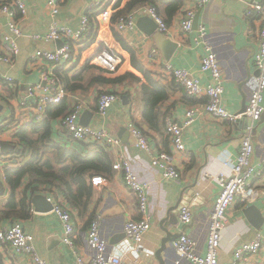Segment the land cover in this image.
<instances>
[{
  "label": "crops",
  "instance_id": "obj_1",
  "mask_svg": "<svg viewBox=\"0 0 264 264\" xmlns=\"http://www.w3.org/2000/svg\"><path fill=\"white\" fill-rule=\"evenodd\" d=\"M2 1L4 0H0V4ZM22 1L26 7V14L18 15V19L16 17L17 27L21 31V36L16 40L19 53L11 65L0 63V183L5 188L4 193H0V233L12 223L18 222L25 233L33 236L36 253L47 264H76L74 251L85 261L93 256L85 240L92 220L98 221L100 237L107 244L106 253L112 254L121 248L122 241L125 240L123 232L125 223L141 219L134 195L124 186L122 174L113 170L110 175L104 174L103 178L106 182L104 186L93 187L90 184L92 196L84 213H77L69 207L62 196L54 194L56 201L71 211L76 231L74 249L62 243V226L51 209L44 207L40 212L34 211L32 206L34 196L30 200L32 210L27 218L18 216L19 208L9 210L7 204L10 188L6 186L5 170L17 168L24 163L17 162L11 154L14 149L13 144L16 142L14 135L18 125L26 124L33 115L34 104L27 96L28 89L41 83L42 72H49L58 78L63 87L70 89L64 100L69 110L76 102L81 101L85 106L84 111L93 113L90 127L107 130L120 139V146L110 150L112 162L126 150L132 158L135 173L148 185L150 230L145 234L138 249H142L149 258L154 255L166 236L159 226L161 220H169L168 211L178 204L184 190L194 186L191 190V203L187 205L192 210V222L183 225L179 221V213H175L172 215L174 224L167 221L166 231L188 236L196 243V253L204 256L208 235L207 215L219 192L215 178L230 174V165L237 155L240 139L244 134H249V131L255 150L251 165L260 171L264 159V114L255 122L247 119L246 129L243 128L245 126L243 123L219 121L209 116H202L191 126L184 128L185 153L175 156L174 162L180 173L179 182L162 179L160 173L147 168L150 161L149 154L135 148L126 126L131 122L140 128L153 152L171 153L173 149L163 124L167 120L180 124L185 110L192 104L187 102L184 92L173 83L166 66L185 70L191 77L198 79L200 84L209 85L212 81L209 74L200 71L206 46L215 54L222 72L224 88L222 104L230 114L237 115L256 88L257 70L253 56L258 48L261 23L250 7L259 0H210L207 6L201 9L196 8L188 0H151L169 28L164 35L177 44L168 63H164L161 54L160 59L156 61L149 58L150 52L156 49L154 38L144 32L148 27H144V31L137 27L139 20L149 19L142 12L138 14L149 5L133 7L130 13H136L135 27L119 32L115 25L117 16L125 14L126 5L135 0H89V2L58 0L60 10L57 21L72 31L79 30L84 16H89L94 22L100 10L109 8L112 12L110 20L100 21L98 25L94 24L96 30L94 37L97 32L96 36L119 56L121 64L115 73H108L89 64L84 54L79 55L80 42L74 43L71 63L52 65L39 60L31 61V56L36 50L56 51L64 45V40L61 38L47 42L44 39L51 23L46 8L47 0ZM188 9L194 12V18H198V25L192 26L189 33H183L180 30V22ZM0 24L2 32L7 34V22L1 14ZM200 29L204 32L203 40H199ZM113 32L118 33L123 44L131 50L135 65L140 66L148 73L150 79L158 82L163 88L160 93L166 99L158 100L152 113L153 116L158 117L157 128L152 127L156 124L154 121L149 123L144 117V88L151 90L152 87L136 67L132 66L130 53L116 41ZM84 40L88 41L86 37ZM0 48L3 49L1 42ZM130 76H134L136 80ZM101 79L120 81L102 84ZM101 92H111L118 96V100L103 117L97 114V98ZM121 97L126 99L123 101ZM261 104L264 106V92ZM62 117L52 121L51 138L67 149H77L85 154L89 149L80 147L69 137L62 124ZM1 145L8 146L10 150L3 151L6 148L2 150ZM261 172L262 176L255 180V186L260 190L259 198L247 206L236 202L227 211L228 228L223 233L219 264H230L236 247L252 241L257 234H264V167ZM26 184L27 181H24L16 189L14 193L16 201L23 197ZM37 195L51 198L56 202L53 195L46 196L41 193ZM251 205L256 206L262 216L260 230L254 229L241 213L242 209ZM11 211L14 214L9 215ZM117 236L122 237L121 241L117 245H111V240ZM172 243H169L161 253V258L166 264H174L176 260ZM152 261L153 264H158L155 259ZM29 263L30 259L27 256L14 255L9 246L0 241V264ZM180 264L192 263L182 260ZM242 264H264V247L258 255L248 258Z\"/></svg>",
  "mask_w": 264,
  "mask_h": 264
},
{
  "label": "built area",
  "instance_id": "obj_2",
  "mask_svg": "<svg viewBox=\"0 0 264 264\" xmlns=\"http://www.w3.org/2000/svg\"><path fill=\"white\" fill-rule=\"evenodd\" d=\"M0 4V14L6 19L8 33L4 34L0 24V42L3 49L0 48V63L11 65L14 58L18 55L19 49L16 43L21 31L17 27L16 17L26 14V7L22 0H4ZM196 8L201 9L207 6L210 0H188ZM46 8L48 16L51 19L50 26L44 39L48 41L63 39L64 45L56 51L36 50L31 56V61H43L47 64L59 65L71 63L73 58L72 49L74 43L80 42V54H84L89 64L97 66L108 73L118 71L121 64L119 56L104 41L99 39L96 32L93 39L84 40L91 32V20L89 16H84L81 20L79 30L72 31L61 25L57 21L59 14L58 0H47ZM250 10L257 14L260 19V29L258 32V48L253 56V62L259 75L256 78V88L250 94L246 109L241 115L230 114L222 104L223 77L221 69L216 60L215 54L210 47L206 46V52L200 63V71L208 73L211 78L209 85L200 84L199 80L190 76L185 70L174 69L167 65L166 71L169 73L174 83L179 86L184 93L193 99H204L203 104H194L185 110V114L180 124L172 120L166 121V133L169 136L173 151L171 153L153 152L149 146L148 139L143 131L133 123L127 124V129L132 137L135 148L149 154L150 161L147 168L160 173L162 179L179 182L180 173L176 168L175 156L183 155L185 147L183 142V129L191 126L198 118L209 116L213 119L225 122H236L242 116H245L252 122L258 121L264 114L262 106V94L264 92V0H259L252 4ZM144 13L149 19L157 25V31L166 34L168 26L152 6H146L138 14ZM112 12L109 8L100 10L96 14L93 24L109 21ZM194 12L188 9L180 22V30L183 33H189L192 30ZM136 13H130L116 22V30L122 32L131 30L135 27ZM203 29L199 30V40H203ZM85 42H84V41ZM149 58L152 60L160 59L158 50L153 49ZM56 76L49 72L41 73V83L28 89V98L33 101V115L31 119L40 121L45 116V111L49 105L59 104L66 96L63 86ZM118 100V96L104 92L97 98V114L105 116L107 110ZM84 104L76 102L69 113L63 118L62 124L70 138L75 142H86L101 144L108 150L120 146L119 138L113 136L107 130L94 129L90 126H82L79 123L81 114L84 112ZM254 146L251 142L250 131L240 139L237 155L230 165V174L215 178L219 187L217 198L207 215L208 235L206 239V253L199 256L196 253V243L186 235H181L173 243L172 248L176 256L174 264H180L186 260L192 264H219V253L224 231L228 228L227 211L236 202L243 205L253 204L260 196V190L255 186L256 178L262 176L263 164L260 171L254 169L251 165V158L254 154ZM113 169L120 172L123 177L124 186L134 195L137 202L138 212L141 215L140 220H130L125 223L123 232L125 240L122 241L121 248L112 254H107V244L101 239L99 234V223L93 220L86 233V245L93 256L85 261L74 251L76 264H129L125 259V253L131 250H138L143 242L145 234L150 230L149 219L151 217L150 207L148 205L147 184L140 180L132 167V158L125 150L118 155L113 164ZM90 183L93 187H100L106 184L104 178L94 176ZM47 201L52 205V213L56 215L62 226L61 241L70 249H74V238L76 231L70 210L62 205L53 202L51 198ZM178 218L183 225H189L193 220L192 210L189 207H183L179 211ZM33 236L24 232L21 224L12 223L7 229L0 233V241L6 243L14 255L27 256L30 259L29 264H47L41 259L33 246ZM264 247V234H257L255 238L247 243L236 247L232 253V262L230 264H242L248 258L256 256Z\"/></svg>",
  "mask_w": 264,
  "mask_h": 264
},
{
  "label": "trees",
  "instance_id": "obj_3",
  "mask_svg": "<svg viewBox=\"0 0 264 264\" xmlns=\"http://www.w3.org/2000/svg\"><path fill=\"white\" fill-rule=\"evenodd\" d=\"M144 5L154 7L159 13L157 7L153 5L151 0H135L126 5V8L124 9L125 14H122L119 17L117 16V20L130 14L133 7L135 8ZM95 31V26L91 20V32L86 38L93 39ZM113 36L116 41L122 44V47L130 53L132 66L134 68L136 67L138 72L148 80V83L152 87L151 90L144 88V117L149 123L154 121L156 124L152 125V127L157 128L158 117L157 115L153 116L152 113L155 103L162 98L166 99V97H162L160 93L163 88L158 82L150 79L148 73L140 66L135 65L131 50L123 44L119 34L113 32ZM130 77L133 80H136L134 76ZM100 81L102 84H109L120 80L113 81L101 79ZM63 88L65 92L69 93V88L65 86ZM180 90L182 89L180 88ZM185 96L188 99L187 102L192 105L198 103L203 104L205 102L204 99L199 101L188 97L186 94ZM64 100L65 98L57 105L47 106L45 116L40 121L31 119L24 125H18L17 132L14 135L16 142L13 144L14 149L11 154L13 158L17 159V162L24 163L17 168L5 170V182L6 186L10 188L7 206L9 207V210L19 208L18 216L20 218L25 219L29 216L32 210L30 200L38 193L46 196L53 195L54 199L56 195H60L65 199L70 208L76 210L79 214L84 213L92 196L90 179L94 176H100L103 178L104 174L110 175L111 172L115 171L113 169V162H115V160L112 162L110 150L101 144L76 142L80 147L82 146L89 149L84 154L77 149H67L51 138L52 121L62 116V118H64L70 111L66 107ZM163 128L166 132V123L163 124ZM166 136L167 139H169L167 133ZM15 149H18L19 151L15 152ZM24 181H27L24 195L19 201H16L14 193ZM4 191V185L0 183V193H4ZM56 200L57 199H55V201ZM56 203L62 205L59 201H56ZM10 214L14 213L11 211L9 215Z\"/></svg>",
  "mask_w": 264,
  "mask_h": 264
},
{
  "label": "water",
  "instance_id": "obj_4",
  "mask_svg": "<svg viewBox=\"0 0 264 264\" xmlns=\"http://www.w3.org/2000/svg\"><path fill=\"white\" fill-rule=\"evenodd\" d=\"M89 2V0H87ZM198 25V18H194V23L193 26L196 27ZM137 27L140 29H144V27H148L146 32L149 36H153L154 42H155V47L161 54L164 63H168L171 59V56L175 52L177 48L176 42H174L171 38L165 36L164 34H161L157 31V25L152 21L151 19H148L147 21L145 20H139L137 22ZM256 75L258 77L259 72L258 70L256 71ZM125 97H121V100H125ZM246 109V104H243L242 108L240 109V112L237 115H241L244 113ZM93 118V113L86 110L81 114L80 121L79 123L82 126H89L91 119ZM236 123H243L245 126H243L244 129L247 128V118L245 116L240 117L237 119ZM124 131L126 129L123 128ZM122 130V131H123ZM6 148V150H3V148ZM1 148L3 151L8 152L10 148L5 145H1ZM18 149H15V152H18ZM194 188L192 186L190 189H187L186 191H183V196L179 200L178 204L174 207H172L169 211L168 214L170 213V218L169 220L163 219L161 220L159 226L160 228L165 232L166 236L165 238L161 241L160 248L154 253V255L151 257L152 259H155L158 264H166L162 258H161V253L167 248L168 244L171 242H174L178 237L181 236V234H172L166 231V226L168 225L167 221L170 223H173V216L175 213L178 214L181 208L187 207L189 203H191V195L192 192L191 190ZM189 190V191H188ZM32 206L34 208L35 212H40L44 209H51L52 210V205L47 202V198L40 196V195H35L32 198ZM172 213V214H171ZM241 213L243 217L248 221V223L256 230H260L261 225H262V216L258 210V208L254 205L248 206L244 209L241 210ZM125 236V235H124ZM122 237L117 236L113 238L110 242L111 245H117L121 240ZM148 257V255L142 251V249L138 250H131L128 251L125 254V259L126 261L129 262V264H153L152 259Z\"/></svg>",
  "mask_w": 264,
  "mask_h": 264
}]
</instances>
